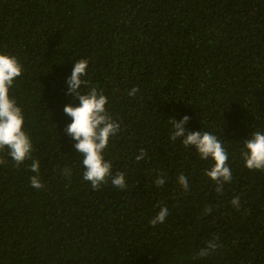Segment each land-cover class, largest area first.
Segmentation results:
<instances>
[{
    "label": "trees",
    "instance_id": "obj_1",
    "mask_svg": "<svg viewBox=\"0 0 264 264\" xmlns=\"http://www.w3.org/2000/svg\"><path fill=\"white\" fill-rule=\"evenodd\" d=\"M0 53L23 65L10 96L44 185L31 187V160L16 167L0 152V264H264V171L241 156L264 132V0H0ZM79 59L120 122L105 159L125 173L124 190L110 180L93 190L65 133ZM184 115L228 153L232 180L220 193L205 175L214 162L169 138V121ZM163 206L164 223L150 225ZM214 236L216 254L193 259Z\"/></svg>",
    "mask_w": 264,
    "mask_h": 264
},
{
    "label": "clouds",
    "instance_id": "obj_2",
    "mask_svg": "<svg viewBox=\"0 0 264 264\" xmlns=\"http://www.w3.org/2000/svg\"><path fill=\"white\" fill-rule=\"evenodd\" d=\"M89 61L79 59L73 63L71 75L67 77L66 95L73 103L66 104L64 113L71 117V123L65 128V133L75 141L74 150L83 157L82 166L84 168L82 179L89 182L93 190H99L101 186L110 180L111 185L120 190L128 187L125 173L112 171V163L105 159V150L109 147L110 138H114L120 132V122L113 119L111 113L106 108L108 97L102 90L91 85L86 79ZM23 65L17 57L0 53V152H7V156L19 167L26 160H31L29 170L35 175L30 177V185L36 190L43 188L40 178V163L33 159V143L24 130V115L22 108L18 106L14 97L10 96V89L14 87L15 81L22 76ZM139 92L138 87L128 91L129 96H135ZM78 100L79 104L74 102ZM190 120L188 115H184L177 120L172 118L170 140L176 142L180 140L185 148L193 146L201 160H211L213 165L205 171V175L216 185V191L220 193L225 183L231 182L232 173L227 164L228 153L216 135L208 131H189L187 124ZM147 155L141 149L136 156L139 161ZM244 166L249 170L264 171V132L254 131L250 138L244 141L241 152ZM6 163L0 157V165ZM64 178H69L72 171L65 167L62 169ZM177 182L183 191H188L189 184L186 176L181 173L177 177ZM154 183L163 187L166 183L164 173L161 172ZM231 204L237 210L240 207V197L232 199ZM211 212V207L205 209V215ZM169 215L167 206L160 208L159 212L149 221V224L156 226L164 223ZM220 238L214 236L207 241L193 259L199 260L216 254V250L221 248Z\"/></svg>",
    "mask_w": 264,
    "mask_h": 264
}]
</instances>
